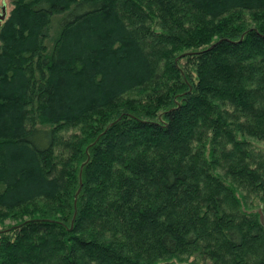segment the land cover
Masks as SVG:
<instances>
[{"label": "trees", "instance_id": "obj_1", "mask_svg": "<svg viewBox=\"0 0 264 264\" xmlns=\"http://www.w3.org/2000/svg\"><path fill=\"white\" fill-rule=\"evenodd\" d=\"M116 3L147 7L10 0L0 21V220L59 201L57 217L0 228V264H264V152L242 138L264 142V0H154L205 19L186 42L147 29L166 89L101 114L155 66ZM242 9L252 26L215 21ZM89 117L58 154V132ZM214 168L256 203L239 208Z\"/></svg>", "mask_w": 264, "mask_h": 264}, {"label": "rangeland", "instance_id": "obj_2", "mask_svg": "<svg viewBox=\"0 0 264 264\" xmlns=\"http://www.w3.org/2000/svg\"><path fill=\"white\" fill-rule=\"evenodd\" d=\"M139 2L145 1L147 7H143L145 10L144 16L138 15L135 12V9H132L131 6L128 4L122 5L119 8V5L116 3V8H118V11L120 10L123 14V18L127 21L129 28L131 29L132 33L137 36V38L141 41L143 44L145 50L147 53L152 56V60L155 62L154 70L151 79L148 83L140 86L139 88H136L129 93L125 94L122 99H120L117 103H115L112 107H109L105 109L102 113H95L92 115H100L101 114H107L108 111L111 108L114 107H121L123 103L128 102L129 104L136 105L135 103H141L143 100H147L150 98H153L156 95L157 91L164 92L166 89L164 86V82L170 81V76L161 73V67L160 64L157 63V60L159 59L161 53V50H159L158 43H154V41L149 40L147 36V29L156 33H171L178 39L179 42L181 41H188L187 38L192 34V32L188 29L192 26V24H199L201 20L205 19L203 16L199 15L198 13L194 12L193 10H190L186 5L184 4H175L173 11H168L167 16L164 14H161L162 11L160 8L154 3V0H138ZM4 7L5 14L8 13L11 5L10 0H0V10L1 7ZM142 6V5H141ZM1 14V12H0ZM156 15L160 18L159 23L157 21ZM236 15V16H235ZM235 16L234 19L239 21L241 20V24L245 26H252L254 24V17L249 11L247 10H237L229 14H225L222 18H218L215 21L217 23H220L224 20V18ZM152 22V23H151ZM204 22V21H202ZM212 23V21L208 22ZM189 26V27H188ZM213 26H216V24H213ZM164 28V29H163ZM191 32V33H190ZM190 33V35H189ZM189 36H188V35ZM187 35V36H186ZM186 36V37H185ZM217 36L216 35H209L208 38L211 40H214ZM183 54H188L187 52H181L179 56ZM180 66L184 65V60H180L179 62ZM118 105V106H117ZM91 115V116H92ZM91 120L90 117L80 121L79 123L72 125V126H66L65 128L61 129L58 132V139L59 144L55 147V151L59 152L58 154H67V152L64 150H61V143L63 141H67L70 137V134H77L79 131H81L80 127L82 125L85 126L89 121ZM92 121H89V123H92ZM239 135H242L241 132L238 133ZM243 139L247 140L255 147H257L261 152H264V142H255L253 141L254 138L248 137V135H243ZM258 141V140H257ZM71 147V146H70ZM247 149H250V146L247 145ZM253 151V150H252ZM64 156V155H62ZM61 155L58 157H62ZM57 159V158H56ZM54 164L51 171H53L57 168L59 165L58 160L55 162L54 158ZM226 165V162H224ZM214 172L219 175L222 179H225L227 182L226 186L229 187L235 196L238 199V202L240 203L239 208H247L244 206H251L252 204L256 203L257 193H249L248 191L242 190L240 186L236 182H231L232 180H228V177H225L224 174H221L218 172L217 168H214ZM80 186V182L78 183V187ZM78 189L76 190V192ZM58 200V199H57ZM59 201H54V203L49 202L47 200H41L37 202L34 205L27 206L24 209L21 210H15L12 211L14 217L13 218H2L0 220V228L2 230H7L9 228L14 227V225L18 224L21 221L27 220L29 217H35L38 216L39 213H45V216L49 217H57V214H53V211L55 213L58 212V209L56 211V208H59V206L56 205V203ZM58 204V203H57ZM242 204L244 206H242ZM258 207V206H257ZM42 211V212H41ZM45 211V212H43ZM257 213L260 211V208H257ZM11 214V212L8 214V216ZM11 215V216H13ZM10 216V217H11ZM262 217V213H261ZM258 219H259V213H258ZM203 254H197L196 252L193 253H187L186 255L181 256L179 260V264H211L209 257L202 256Z\"/></svg>", "mask_w": 264, "mask_h": 264}, {"label": "water", "instance_id": "obj_3", "mask_svg": "<svg viewBox=\"0 0 264 264\" xmlns=\"http://www.w3.org/2000/svg\"><path fill=\"white\" fill-rule=\"evenodd\" d=\"M1 14H0V21L5 17V11H4V7H1L0 10ZM259 222H262V217H261V212L259 211Z\"/></svg>", "mask_w": 264, "mask_h": 264}]
</instances>
